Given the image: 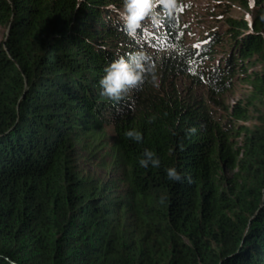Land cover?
Segmentation results:
<instances>
[{"label":"trees","instance_id":"obj_1","mask_svg":"<svg viewBox=\"0 0 264 264\" xmlns=\"http://www.w3.org/2000/svg\"><path fill=\"white\" fill-rule=\"evenodd\" d=\"M253 1L231 0L253 19L226 13V32L187 45L182 0L134 36L124 0H0V25H11L0 48V264H264V118L237 144L243 111L212 102L239 77L264 100V0ZM139 51L155 81L119 102L101 95L105 69ZM257 56L263 68L250 72ZM145 149L159 167L140 165Z\"/></svg>","mask_w":264,"mask_h":264},{"label":"rangeland","instance_id":"obj_2","mask_svg":"<svg viewBox=\"0 0 264 264\" xmlns=\"http://www.w3.org/2000/svg\"><path fill=\"white\" fill-rule=\"evenodd\" d=\"M251 4L254 3L253 0H249ZM182 20L186 27L188 28V33L185 37V43L187 45H198L205 38L207 32L211 29H216L219 31H227V26H224V14L229 13L235 15L239 18L253 19L254 13L251 9L245 8L240 3L231 2V0H182ZM157 24L158 18L152 20ZM159 28H156V30ZM11 33V25L5 24L0 25V48L9 39ZM233 42L226 41L225 43L219 46V54L217 57L224 59L227 53L233 50ZM224 51V52H223ZM159 55V52H155ZM216 58V57H215ZM263 68L262 58L257 56L255 58V63L250 66V72L260 71ZM225 89H223L222 94L219 95L218 99H212V102L215 107H217L223 114L234 116V112L239 109L243 111L244 116L236 121V126L242 128V133L233 134L229 136L233 138V142L237 144L241 143L243 133L246 129L250 130L256 127L264 118V100L255 99V92L250 83L243 81L242 77L229 80ZM180 85H187L185 80L180 81ZM199 93L205 94V89H199ZM239 127V128H240ZM235 143V144H236ZM240 154H235L232 160V165L227 168L228 172H225L227 175H231V172L236 171L233 164L237 159H239ZM86 172H89L91 175L100 176L103 178L108 177L106 169L98 164H83ZM235 180H238V174L234 176Z\"/></svg>","mask_w":264,"mask_h":264},{"label":"clouds","instance_id":"obj_3","mask_svg":"<svg viewBox=\"0 0 264 264\" xmlns=\"http://www.w3.org/2000/svg\"><path fill=\"white\" fill-rule=\"evenodd\" d=\"M109 7L113 6L109 5ZM158 7L165 15L171 16L177 8V0H124L123 10L117 11L124 30L128 35L134 36L147 19H156L159 13H156L155 9ZM155 70L151 55L143 51L136 52L127 59L121 56L105 69L106 75L99 81L100 87L103 89L101 95L119 102L132 89L143 84L146 75L153 74L152 81L154 82L156 79ZM190 131L194 133L196 129L193 128ZM125 136L136 142L143 140L142 134L136 130L126 131ZM143 157L139 161L142 167H148L149 164L159 167L160 160L151 150L145 149ZM166 173L167 178L171 181L178 182L182 179L176 168H168ZM164 200L165 197H162L161 202L163 203Z\"/></svg>","mask_w":264,"mask_h":264}]
</instances>
